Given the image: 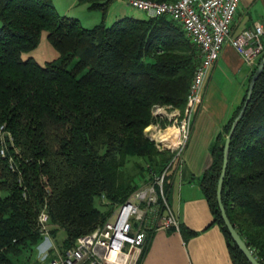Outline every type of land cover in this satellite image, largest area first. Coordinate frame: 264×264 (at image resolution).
I'll use <instances>...</instances> for the list:
<instances>
[{
  "label": "trees",
  "instance_id": "16d2710c",
  "mask_svg": "<svg viewBox=\"0 0 264 264\" xmlns=\"http://www.w3.org/2000/svg\"><path fill=\"white\" fill-rule=\"evenodd\" d=\"M116 1L78 0L103 15ZM0 20V264H44L55 249L44 261L32 257L46 237L42 211L53 236L65 230L64 252L171 163L173 153L160 151L145 128L157 121L156 105L184 110L200 52L168 15L86 28L51 0H0ZM44 31L59 57L41 64L24 54ZM249 83L200 177L234 264L251 263L225 225L217 189L226 137ZM222 201L264 264V67L230 140Z\"/></svg>",
  "mask_w": 264,
  "mask_h": 264
},
{
  "label": "built area",
  "instance_id": "2783aa9c",
  "mask_svg": "<svg viewBox=\"0 0 264 264\" xmlns=\"http://www.w3.org/2000/svg\"><path fill=\"white\" fill-rule=\"evenodd\" d=\"M128 3L144 11L148 17L170 16L182 26L200 52V62L189 87L183 114L180 115L178 108L173 112L176 116L174 130L171 133L166 132L167 128L153 132L145 130L160 150L173 153V159L161 173L141 182L127 200L117 205L110 219L78 237L75 245L64 252L55 250V256L44 264H136L149 231L179 230L180 222L169 204L165 183L170 166L181 159L187 145L211 68L228 42L253 68L264 54V24L261 22L256 21L251 28L231 35L240 0H128ZM158 107L165 105L154 106L156 116L155 108ZM39 224L42 234L48 237L51 225L49 213L45 210L39 216ZM46 258L45 255L42 261Z\"/></svg>",
  "mask_w": 264,
  "mask_h": 264
},
{
  "label": "crops",
  "instance_id": "0c3cea01",
  "mask_svg": "<svg viewBox=\"0 0 264 264\" xmlns=\"http://www.w3.org/2000/svg\"><path fill=\"white\" fill-rule=\"evenodd\" d=\"M256 21L264 24V0H240L231 35ZM253 69L231 43L224 45L206 81L182 157L166 180L168 201L180 229L149 231L136 264H234L224 232L212 224L200 177L212 163V146L241 103Z\"/></svg>",
  "mask_w": 264,
  "mask_h": 264
},
{
  "label": "rangeland",
  "instance_id": "374dc122",
  "mask_svg": "<svg viewBox=\"0 0 264 264\" xmlns=\"http://www.w3.org/2000/svg\"><path fill=\"white\" fill-rule=\"evenodd\" d=\"M51 2L59 14L68 15L77 18L80 21L81 25L86 28L93 27L96 24L101 23L103 20L106 22V24L111 25L115 21L126 16H132L137 18L148 17L147 14L141 9H138L130 5L128 3V0H117L114 4H112L109 11L105 15H103V13L100 10L88 8L87 4L80 3L78 2V0H51ZM0 25H1V20H0ZM24 57L25 58L33 57L39 63L45 64L47 61L58 59L59 52L55 49V47L48 39V33L44 31L42 33L39 45L32 51L25 53ZM175 109L176 107H173L172 105H165V107L155 108V110L158 112L157 121L152 127L147 126L145 130L146 131L150 130L151 132H153V131L162 130L163 128H167V129L173 128V124L175 123L174 119L176 118V116L175 117L173 116V112ZM178 110L181 112L180 115L182 116L183 114L182 110L179 108ZM160 151H167V149ZM116 208L117 205L113 204V207L112 209H110L106 220L110 219L113 216ZM132 220H134V218H132ZM65 237H66V232L62 228L58 230L56 236H53L50 232V235L48 237H45L43 242H41L38 245L39 249H37V251L34 252L32 257L37 258L38 260H42V258L45 255L47 257V254L50 252V248L55 250H61V244Z\"/></svg>",
  "mask_w": 264,
  "mask_h": 264
},
{
  "label": "water",
  "instance_id": "95a60500",
  "mask_svg": "<svg viewBox=\"0 0 264 264\" xmlns=\"http://www.w3.org/2000/svg\"><path fill=\"white\" fill-rule=\"evenodd\" d=\"M263 67H264V54H263V56H262V58L258 64L251 80H250L248 92H247V96H246V100L244 102V105H243L239 115L234 119L232 126H231V129L229 131V134L226 137V141H225V145H224L223 165H222V170H221V174L219 177L218 189H217V200L219 203V208L221 210V216L225 222V225L228 228L233 240L236 242V244L238 245L240 250L246 255V257L248 258V260L251 264H262V263L254 255L253 250L247 245L246 241L243 239L241 234L238 232V230L235 228V226L232 224L231 220L229 219L227 212H226V208H225L223 201H222V190H223L224 178H225L227 167H228V161H229L230 140H231V137H232V135L236 129V126L238 124L239 119L244 115V111L246 110V107H247L248 102H249L251 95H252L254 84L256 82V79L258 78V76L262 72Z\"/></svg>",
  "mask_w": 264,
  "mask_h": 264
},
{
  "label": "bare ground",
  "instance_id": "6f19581e",
  "mask_svg": "<svg viewBox=\"0 0 264 264\" xmlns=\"http://www.w3.org/2000/svg\"><path fill=\"white\" fill-rule=\"evenodd\" d=\"M174 129L173 128H170L167 130V133H171Z\"/></svg>",
  "mask_w": 264,
  "mask_h": 264
}]
</instances>
